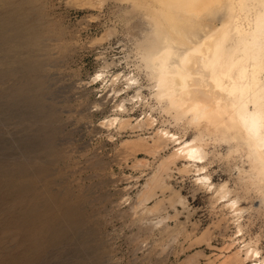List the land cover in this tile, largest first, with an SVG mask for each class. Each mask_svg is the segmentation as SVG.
Returning <instances> with one entry per match:
<instances>
[{
    "label": "rangeland",
    "instance_id": "1",
    "mask_svg": "<svg viewBox=\"0 0 264 264\" xmlns=\"http://www.w3.org/2000/svg\"><path fill=\"white\" fill-rule=\"evenodd\" d=\"M140 1L0 0V264H246L231 258L243 242L264 257V205L237 188L242 160L224 144L209 141L206 170L243 195L242 238L183 161L151 183L175 148L154 152L153 132L196 131L151 97ZM138 87L142 99L122 101ZM149 113L153 126L137 127Z\"/></svg>",
    "mask_w": 264,
    "mask_h": 264
},
{
    "label": "bare ground",
    "instance_id": "2",
    "mask_svg": "<svg viewBox=\"0 0 264 264\" xmlns=\"http://www.w3.org/2000/svg\"><path fill=\"white\" fill-rule=\"evenodd\" d=\"M135 5L146 9L149 26L137 51L139 68L152 83L151 97L174 124L196 131L191 139L165 128L153 132L154 152L167 143L175 148L157 165L151 183L161 179L169 163L183 161L182 172L196 173L195 184L230 212L242 238L243 195L227 182L213 184L206 170V147L209 141L224 144L227 157H240L237 188L246 195L252 191L264 205V0H141ZM124 81L127 89L137 83L134 76ZM139 89L122 101L138 102ZM119 106L126 111L124 104ZM128 120L115 116L106 123L124 127L131 125ZM155 121L149 113L135 125L151 127ZM243 243L231 255L233 261L264 264L257 244Z\"/></svg>",
    "mask_w": 264,
    "mask_h": 264
}]
</instances>
